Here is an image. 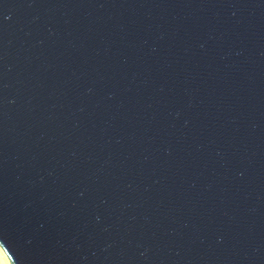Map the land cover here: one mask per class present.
<instances>
[{
  "label": "water",
  "instance_id": "95a60500",
  "mask_svg": "<svg viewBox=\"0 0 264 264\" xmlns=\"http://www.w3.org/2000/svg\"><path fill=\"white\" fill-rule=\"evenodd\" d=\"M0 245L264 264V0H0Z\"/></svg>",
  "mask_w": 264,
  "mask_h": 264
},
{
  "label": "bare ground",
  "instance_id": "6f19581e",
  "mask_svg": "<svg viewBox=\"0 0 264 264\" xmlns=\"http://www.w3.org/2000/svg\"><path fill=\"white\" fill-rule=\"evenodd\" d=\"M0 264H8V258L2 249H0Z\"/></svg>",
  "mask_w": 264,
  "mask_h": 264
},
{
  "label": "snow or ice",
  "instance_id": "6c2138e0",
  "mask_svg": "<svg viewBox=\"0 0 264 264\" xmlns=\"http://www.w3.org/2000/svg\"><path fill=\"white\" fill-rule=\"evenodd\" d=\"M0 249H2L3 252L6 254L8 258V264H14L12 257L10 256L9 252L5 249V247L3 245H0Z\"/></svg>",
  "mask_w": 264,
  "mask_h": 264
}]
</instances>
